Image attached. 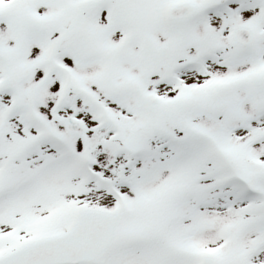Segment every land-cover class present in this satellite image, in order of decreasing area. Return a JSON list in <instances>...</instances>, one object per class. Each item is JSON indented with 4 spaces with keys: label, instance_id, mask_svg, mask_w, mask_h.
<instances>
[{
    "label": "snow or ice",
    "instance_id": "6c2138e0",
    "mask_svg": "<svg viewBox=\"0 0 264 264\" xmlns=\"http://www.w3.org/2000/svg\"><path fill=\"white\" fill-rule=\"evenodd\" d=\"M0 264H264V0H0Z\"/></svg>",
    "mask_w": 264,
    "mask_h": 264
}]
</instances>
